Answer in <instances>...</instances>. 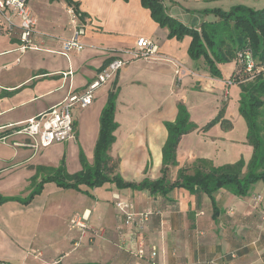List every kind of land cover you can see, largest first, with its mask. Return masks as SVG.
Here are the masks:
<instances>
[{"label":"crops","instance_id":"obj_1","mask_svg":"<svg viewBox=\"0 0 264 264\" xmlns=\"http://www.w3.org/2000/svg\"><path fill=\"white\" fill-rule=\"evenodd\" d=\"M71 1L86 24L80 52L60 54L72 34L65 0H28L40 50L20 54L17 32L0 34V139L9 144L0 142V199L7 200L0 203V264H250L253 258L264 264L261 196L245 200L225 188L207 194L181 185L184 176L220 167L203 147L190 145L195 139L204 146L209 141L207 120L190 121L196 129L180 137L173 160L164 162L165 124L176 121L180 105L185 108V90L193 83H217L202 58H189L191 38H169L140 0ZM159 2L169 17L196 30L217 22L211 10L264 7L263 0ZM139 39L154 42L157 56L128 61L95 91L89 107L73 109L72 140L33 154L27 138L12 135L70 92L84 91L112 60L127 59L122 51L133 49ZM177 65L183 74H175ZM229 66L232 74L235 61ZM110 96L116 128L105 175L136 185L163 179L165 194L118 187L110 180L78 188L41 184L59 167L68 177L81 173L83 162L94 167L99 118ZM221 120L229 124L225 114ZM39 184L40 191L24 203ZM146 212L145 222L125 223L127 214ZM140 248L144 258L136 256ZM151 251L154 260L148 258Z\"/></svg>","mask_w":264,"mask_h":264},{"label":"trees","instance_id":"obj_2","mask_svg":"<svg viewBox=\"0 0 264 264\" xmlns=\"http://www.w3.org/2000/svg\"><path fill=\"white\" fill-rule=\"evenodd\" d=\"M65 2L77 12L76 4L71 0ZM140 2L149 10L152 19L167 29L169 38L181 39L184 36L191 38L188 48L189 58L194 61L202 58L212 77L221 76L218 65L235 61L236 69L227 84H238L242 89L238 112L245 121L246 140L252 147V158L247 171L241 173V164L211 168L206 172L196 171L192 176H184L181 185L189 190H198L207 194L225 188L239 197L248 195L252 185L258 181L264 182V7L255 10L236 6L226 12L211 10L210 12L218 18L217 22L202 23L196 30L169 17L159 0H140ZM246 53L250 54L253 62L250 73L244 71V66L240 62ZM178 110L176 121L165 124L168 138L163 148L164 162L173 160L180 137L196 129L188 122L185 108L180 105ZM113 115L114 96H110L99 118V135L94 148L93 168H89L83 162L82 172L68 177L63 168L59 167L51 176L43 179L41 184L51 181L62 188H78L81 184L94 187L110 180L118 187L146 188L151 192L159 190L165 194L168 184L163 179L153 182L143 180L136 185L123 182L118 176L108 178L105 175L104 168L109 162L107 151L113 142V132L116 128ZM218 117L207 124L204 130L210 128ZM41 184L30 193L24 203L40 191ZM5 201L7 200L0 199V203Z\"/></svg>","mask_w":264,"mask_h":264},{"label":"built area","instance_id":"obj_3","mask_svg":"<svg viewBox=\"0 0 264 264\" xmlns=\"http://www.w3.org/2000/svg\"><path fill=\"white\" fill-rule=\"evenodd\" d=\"M68 7V21L72 27V34L70 39L62 44L60 54L64 56H68V54L73 51L80 52L83 49L80 38L86 32V24L81 23L74 8ZM35 25L36 20L30 11L28 0H0V34L8 35L17 32V51L20 54H25L29 50H40L33 39ZM158 51V46L154 42L146 39L137 40L133 49L122 51L127 59L112 60L97 73L84 91L80 93L70 92L60 103L52 107L48 112L30 119L22 126L14 129L12 135L27 138L29 140L27 146L33 150V154L53 144L65 143L72 140L74 138L72 110L75 108L85 109L89 107L92 104L95 91L106 84L128 61L140 58H155ZM240 62H242L244 66V71L250 73L253 68L250 54L246 53ZM175 68L176 75L184 73L180 66L177 65ZM5 140L6 137L0 139V142L9 145ZM12 145L18 146L19 144L13 143ZM118 205L125 207V205L121 203ZM149 215V212L137 216L127 214L125 223H133L136 219L142 223L147 220ZM71 223L80 226L78 220H72ZM136 256L138 258H144L146 253L140 248ZM155 256L156 252L151 251L148 258L154 260Z\"/></svg>","mask_w":264,"mask_h":264},{"label":"rangeland","instance_id":"obj_4","mask_svg":"<svg viewBox=\"0 0 264 264\" xmlns=\"http://www.w3.org/2000/svg\"><path fill=\"white\" fill-rule=\"evenodd\" d=\"M262 5L264 4H261L260 7ZM228 8L223 10L229 11L231 9ZM189 14L186 15V19L189 18ZM192 16L197 19L195 13H192ZM195 21L194 19L192 25H196L197 22ZM229 64L230 62L220 64V77L210 75L215 78L217 83L207 82L205 85L200 84V87L193 83L185 90V111L188 122L194 120L196 123L207 120L205 124H209L220 115L217 121L206 129L210 135L206 145H201L198 139L192 141L190 145L193 149L203 147V150L207 151L216 166L241 164L240 170L244 174L252 158V149L246 140L245 121L238 112V102L242 89L238 84H225L224 79L230 78L232 72V66H229ZM224 114L229 124L221 120ZM250 194L261 196L262 206L264 207V182L258 181L252 185L248 195L242 198L250 200ZM255 260L256 258H253L250 264H255Z\"/></svg>","mask_w":264,"mask_h":264}]
</instances>
